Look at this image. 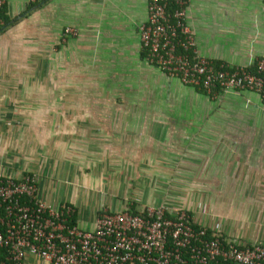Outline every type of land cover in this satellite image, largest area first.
<instances>
[{
    "label": "crops",
    "instance_id": "obj_1",
    "mask_svg": "<svg viewBox=\"0 0 264 264\" xmlns=\"http://www.w3.org/2000/svg\"><path fill=\"white\" fill-rule=\"evenodd\" d=\"M3 2L14 22L0 30V80L22 97L16 111L14 97L1 102L10 126L0 123V137H14V124L23 123L10 149L20 144L27 161L18 165L20 157L6 151L3 160L4 140L0 173L34 174L39 198L72 205L82 230L93 229L102 208L165 203L233 240L264 241V103L257 93L208 96L150 64L138 38L146 0ZM28 2L36 4L26 12ZM186 23L197 52L214 62L252 68L264 57V0H188ZM65 27L76 33L64 34ZM37 66L38 97L30 98L31 82L22 77ZM41 151L47 163L37 157L31 164Z\"/></svg>",
    "mask_w": 264,
    "mask_h": 264
},
{
    "label": "built area",
    "instance_id": "obj_2",
    "mask_svg": "<svg viewBox=\"0 0 264 264\" xmlns=\"http://www.w3.org/2000/svg\"><path fill=\"white\" fill-rule=\"evenodd\" d=\"M187 1L146 0L138 25L145 59L208 96L249 90L264 103V57L250 68L200 55L186 23ZM63 33L76 31L65 27ZM74 212L70 204L54 207L39 198L34 174L0 173V264H264V241L233 240L165 203L136 211L102 208L92 230L71 224Z\"/></svg>",
    "mask_w": 264,
    "mask_h": 264
},
{
    "label": "rangeland",
    "instance_id": "obj_3",
    "mask_svg": "<svg viewBox=\"0 0 264 264\" xmlns=\"http://www.w3.org/2000/svg\"><path fill=\"white\" fill-rule=\"evenodd\" d=\"M33 56H37V54H32L30 56L31 58L35 59V61H37V58L36 57H33ZM31 58H30V60H31ZM35 61L34 60L33 61L31 60L30 64L32 65L33 63H35ZM36 70H37L36 71V74L33 77L27 76V75L25 77H22V79L25 78L24 80H29L31 82V84H29L30 86L27 88L28 92L30 93V94L28 93L29 94L28 96L30 98H37L38 97V90H39L38 66H37ZM12 83L17 84L16 82H12ZM11 97H14V100H15L14 101V103H15V105H14V108H15L14 111H16L18 105H20V98L22 97L21 90L19 88H17V87L14 89L12 84H10V86H8L6 84V82H2L0 80V100H1L0 101V118H2V120H0V123H3V127L2 128H1V125H0V128L1 129H6V126H10L9 124L7 125V121L4 119L5 117H3L4 113L8 112V108L6 107V105H4L1 102L3 101V99H5V98L8 99V98H11ZM30 105H31L30 106L31 109L37 108V106H33L34 104H30ZM17 118L18 117H15V121H18ZM14 125H15L14 126V137L11 136V133L6 136L5 135V131L3 132V136L0 137V145L1 146H4L6 144V143H4L5 142L4 140H6V142H7V149H5V146H4V157L2 156V158H3V160L6 158L5 151H6V155L7 156H9V153H14L13 155H15L17 158L20 157V159H19L20 162H19L18 165H22V163H25V161H27V159H24L23 157H21V152L19 151L21 149L20 148L21 145L19 144V145L16 146V144H15V147L17 148V150H15V151L11 150L10 148L14 145V143L18 142L17 141V138H16L17 137L16 134L22 128L23 123H22V126L21 125H17V124H14ZM19 126H21V127H19ZM44 146H46V151H49L51 149L50 144L45 143ZM9 149H10V152L7 153V151ZM46 151L43 152V153H42V151H41V153L40 152L34 153L33 154L34 157L31 160V164L32 163H35V161L38 160L37 157H40L41 162H43L44 164H46L47 163V157H46V154L47 153H46ZM40 160H38V161H40ZM213 220H214V218H213ZM215 221L216 220H214L213 222H215ZM211 227H213V225Z\"/></svg>",
    "mask_w": 264,
    "mask_h": 264
},
{
    "label": "trees",
    "instance_id": "obj_4",
    "mask_svg": "<svg viewBox=\"0 0 264 264\" xmlns=\"http://www.w3.org/2000/svg\"><path fill=\"white\" fill-rule=\"evenodd\" d=\"M35 4H36V2H28V4L26 5L24 11L27 12L28 9L30 7H32L33 5H35ZM11 19H13V17H11L9 14H7V7H6L5 3L3 2L2 4H0V27L3 26L4 24L8 23ZM13 22H11L9 25H11ZM8 26H6L5 28H3V30H5ZM142 53H143V56H145L144 51H142ZM130 209L132 211H136V209L133 206H130ZM69 222L71 224H75V212L72 214Z\"/></svg>",
    "mask_w": 264,
    "mask_h": 264
},
{
    "label": "water",
    "instance_id": "obj_5",
    "mask_svg": "<svg viewBox=\"0 0 264 264\" xmlns=\"http://www.w3.org/2000/svg\"><path fill=\"white\" fill-rule=\"evenodd\" d=\"M11 21H12V20H11ZM11 21H9V22H11ZM7 24H8V23H7ZM7 24H4L3 26H1V27H0V30L3 29L4 27H6Z\"/></svg>",
    "mask_w": 264,
    "mask_h": 264
}]
</instances>
